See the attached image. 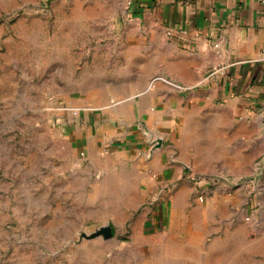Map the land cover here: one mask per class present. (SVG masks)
Listing matches in <instances>:
<instances>
[{"label":"crops","instance_id":"0c3cea01","mask_svg":"<svg viewBox=\"0 0 264 264\" xmlns=\"http://www.w3.org/2000/svg\"><path fill=\"white\" fill-rule=\"evenodd\" d=\"M64 1L129 23L108 58L123 61L108 75L121 83L108 92L116 99L113 115L78 132L89 154L113 151L136 183L148 178L150 193H172L161 221L145 215L133 223L136 241L148 234L149 260L181 264L190 250L205 251L199 264H245L246 255L264 252V3L135 0L130 8L124 0L58 3ZM214 65L229 67L193 90L178 87L197 85ZM200 175L256 176L257 183L217 185L194 204L190 178ZM131 181L106 184L119 190Z\"/></svg>","mask_w":264,"mask_h":264},{"label":"rangeland","instance_id":"374dc122","mask_svg":"<svg viewBox=\"0 0 264 264\" xmlns=\"http://www.w3.org/2000/svg\"><path fill=\"white\" fill-rule=\"evenodd\" d=\"M58 1L0 0V264H153L148 234L136 241L133 223L161 221L172 193H150L148 178L136 183L113 151L89 154L78 132L113 115L108 92L121 83L108 75L123 61L108 58L129 23ZM112 177L132 178L131 186L113 190ZM190 181L196 204L217 185L257 177ZM254 253L244 263L264 264V252ZM205 254L189 250L179 260L199 264Z\"/></svg>","mask_w":264,"mask_h":264},{"label":"built area","instance_id":"2783aa9c","mask_svg":"<svg viewBox=\"0 0 264 264\" xmlns=\"http://www.w3.org/2000/svg\"><path fill=\"white\" fill-rule=\"evenodd\" d=\"M128 6L131 8L133 6H135V0H126ZM261 3H264V0H259ZM168 34H170V32H167ZM215 48H219V44L215 43L214 44ZM261 61H264V57L260 59ZM229 66L228 65H214L213 67H211V69L209 70V72L203 77V79L197 84V85H192V86H179L181 89L184 90H193L196 87H198L200 84L204 83L205 81H207L208 79H211L213 77H215L218 73L224 72ZM200 200L203 201L204 200V196H200Z\"/></svg>","mask_w":264,"mask_h":264},{"label":"water","instance_id":"95a60500","mask_svg":"<svg viewBox=\"0 0 264 264\" xmlns=\"http://www.w3.org/2000/svg\"><path fill=\"white\" fill-rule=\"evenodd\" d=\"M104 230L107 231L108 235H111V229L109 227H106Z\"/></svg>","mask_w":264,"mask_h":264}]
</instances>
